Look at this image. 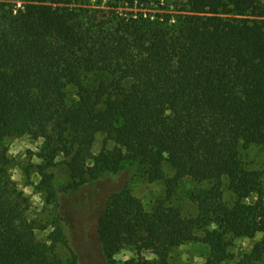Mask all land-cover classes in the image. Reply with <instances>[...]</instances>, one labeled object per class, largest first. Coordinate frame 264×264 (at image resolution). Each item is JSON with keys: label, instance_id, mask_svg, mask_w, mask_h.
<instances>
[{"label": "trees", "instance_id": "obj_1", "mask_svg": "<svg viewBox=\"0 0 264 264\" xmlns=\"http://www.w3.org/2000/svg\"><path fill=\"white\" fill-rule=\"evenodd\" d=\"M31 133L44 140L39 188L58 208L45 171L59 155L77 187L127 165L166 184L151 211L129 191L109 200L97 225L109 264L129 247L167 264L194 241L210 248L207 264H223L233 238L264 235V169L242 158L264 150V0H0V264H63L69 215L40 242L8 170L5 141ZM184 179L210 185L192 196L197 217L170 203ZM263 260L264 238L235 264Z\"/></svg>", "mask_w": 264, "mask_h": 264}, {"label": "rangeland", "instance_id": "obj_2", "mask_svg": "<svg viewBox=\"0 0 264 264\" xmlns=\"http://www.w3.org/2000/svg\"><path fill=\"white\" fill-rule=\"evenodd\" d=\"M19 4H21L20 1ZM67 91L69 102L75 103L76 90L68 87ZM104 139L105 137L101 134L96 136L92 148L95 155H99L103 150ZM4 144L10 159L8 167L10 177L30 199L29 217L35 222L36 238L40 242L50 244V235L56 229V222L60 221L64 214L69 215L67 216L69 225L65 224V221H60L65 226L67 239L59 243L56 248L63 264H74V252L79 257L77 264H109L98 241L97 225L100 214L115 194L129 191L143 203L148 211L167 196L164 182L149 183L137 167L128 165L119 173H105L102 179L94 184L77 187L63 165L64 156L59 155L54 161L56 164L45 171L55 176L53 186L62 201V206L58 208L49 204L47 194L39 188L42 180L39 167L45 165L44 140L31 133L22 137L9 138ZM107 147L113 149L114 143L110 142ZM242 158L248 169L263 171L264 150L262 148L251 146L243 152ZM165 170L168 177L173 176L174 172L169 165H165ZM75 186L77 189H74ZM209 186L208 183L199 184L190 179H184L170 203L173 207L179 208L184 217H197L198 207L192 200V196ZM225 201L228 203L233 201V194L227 190ZM252 201L253 199L249 200V202ZM202 233V231L199 232V235ZM263 238V234H257L254 238H233L232 246L228 249L227 258L223 264H235L238 259L251 252L254 245ZM140 257L150 264H158L156 256L148 248L117 249L114 254L116 264H126L133 259L137 261ZM209 257L210 248L206 244L194 241L171 250L167 264H207ZM261 264H264V260Z\"/></svg>", "mask_w": 264, "mask_h": 264}]
</instances>
